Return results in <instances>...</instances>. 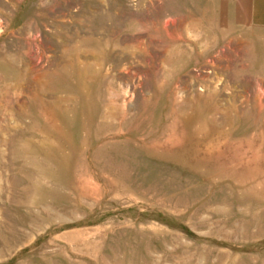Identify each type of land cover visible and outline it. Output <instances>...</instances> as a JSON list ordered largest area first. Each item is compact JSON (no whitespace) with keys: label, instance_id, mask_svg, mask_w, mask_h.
<instances>
[{"label":"rangeland","instance_id":"374dc122","mask_svg":"<svg viewBox=\"0 0 264 264\" xmlns=\"http://www.w3.org/2000/svg\"><path fill=\"white\" fill-rule=\"evenodd\" d=\"M0 264H264V0H0Z\"/></svg>","mask_w":264,"mask_h":264}]
</instances>
